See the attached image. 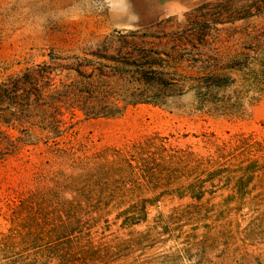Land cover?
Listing matches in <instances>:
<instances>
[{
  "label": "rangeland",
  "instance_id": "1",
  "mask_svg": "<svg viewBox=\"0 0 264 264\" xmlns=\"http://www.w3.org/2000/svg\"><path fill=\"white\" fill-rule=\"evenodd\" d=\"M70 249L264 264V0H0V264Z\"/></svg>",
  "mask_w": 264,
  "mask_h": 264
},
{
  "label": "trees",
  "instance_id": "2",
  "mask_svg": "<svg viewBox=\"0 0 264 264\" xmlns=\"http://www.w3.org/2000/svg\"><path fill=\"white\" fill-rule=\"evenodd\" d=\"M244 167V166H243ZM257 164L255 162L249 163L247 164L244 168L245 170H247L248 174L246 176H240L237 181H236V185L238 188V192L240 194V197L245 199L246 198V192H245V188L254 180L255 176H254V171L257 169ZM152 201L150 200H146L143 199L141 201L138 202V204L141 205L142 208V214H140L139 216H128L127 218H125V223L132 225V224H136L138 222L144 221L147 219V206L148 203H151ZM124 214V212H123ZM120 215V214H119ZM168 226V224H167ZM65 229H70V224H65L64 225ZM253 234L250 233H246V239H249L252 237ZM257 238V236H256ZM254 238V239H256ZM108 253L102 254L101 258L106 260L108 257ZM78 256L77 253L73 252L72 249L64 252L63 254H60L58 251H55V258L59 259L60 261H62V263L64 264H77V262L79 261L76 257ZM85 257V255H84Z\"/></svg>",
  "mask_w": 264,
  "mask_h": 264
},
{
  "label": "bare ground",
  "instance_id": "3",
  "mask_svg": "<svg viewBox=\"0 0 264 264\" xmlns=\"http://www.w3.org/2000/svg\"><path fill=\"white\" fill-rule=\"evenodd\" d=\"M28 97V96H27ZM25 100H27V99H25Z\"/></svg>",
  "mask_w": 264,
  "mask_h": 264
}]
</instances>
